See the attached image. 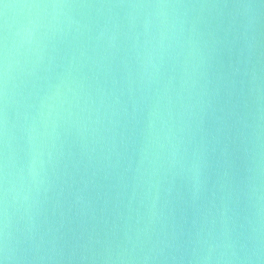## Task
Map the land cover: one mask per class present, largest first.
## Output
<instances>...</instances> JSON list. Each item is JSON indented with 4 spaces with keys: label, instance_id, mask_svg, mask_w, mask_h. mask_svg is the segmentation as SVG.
Here are the masks:
<instances>
[{
    "label": "water",
    "instance_id": "water-1",
    "mask_svg": "<svg viewBox=\"0 0 264 264\" xmlns=\"http://www.w3.org/2000/svg\"><path fill=\"white\" fill-rule=\"evenodd\" d=\"M5 264H264V0H0Z\"/></svg>",
    "mask_w": 264,
    "mask_h": 264
},
{
    "label": "clouds",
    "instance_id": "clouds-1",
    "mask_svg": "<svg viewBox=\"0 0 264 264\" xmlns=\"http://www.w3.org/2000/svg\"><path fill=\"white\" fill-rule=\"evenodd\" d=\"M9 257L4 256L3 258H0V264H5V261L8 260Z\"/></svg>",
    "mask_w": 264,
    "mask_h": 264
}]
</instances>
